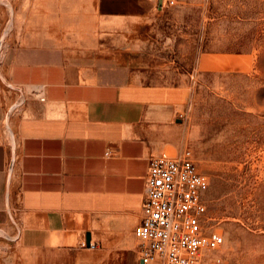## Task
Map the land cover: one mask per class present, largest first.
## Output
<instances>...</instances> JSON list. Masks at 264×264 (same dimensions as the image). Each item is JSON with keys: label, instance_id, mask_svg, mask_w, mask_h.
Masks as SVG:
<instances>
[{"label": "crops", "instance_id": "obj_1", "mask_svg": "<svg viewBox=\"0 0 264 264\" xmlns=\"http://www.w3.org/2000/svg\"><path fill=\"white\" fill-rule=\"evenodd\" d=\"M169 1L11 0L8 32L0 13V264H142L149 160L176 145L189 88L107 80L80 62L91 31ZM15 84H42L45 99L13 113Z\"/></svg>", "mask_w": 264, "mask_h": 264}, {"label": "rangeland", "instance_id": "obj_2", "mask_svg": "<svg viewBox=\"0 0 264 264\" xmlns=\"http://www.w3.org/2000/svg\"><path fill=\"white\" fill-rule=\"evenodd\" d=\"M170 1L144 20L91 31L80 63L107 80L189 88L166 151L189 149L210 182L222 264H264V0ZM12 6L0 0L5 32ZM208 55L221 56L212 69L200 66Z\"/></svg>", "mask_w": 264, "mask_h": 264}, {"label": "built area", "instance_id": "obj_3", "mask_svg": "<svg viewBox=\"0 0 264 264\" xmlns=\"http://www.w3.org/2000/svg\"><path fill=\"white\" fill-rule=\"evenodd\" d=\"M11 87L17 97L13 113L29 98L44 100L46 96L42 84ZM209 188L189 149L150 158L142 219L135 230L141 240L142 264H222L219 252L225 236L212 224Z\"/></svg>", "mask_w": 264, "mask_h": 264}, {"label": "water", "instance_id": "obj_4", "mask_svg": "<svg viewBox=\"0 0 264 264\" xmlns=\"http://www.w3.org/2000/svg\"><path fill=\"white\" fill-rule=\"evenodd\" d=\"M90 239V237H88V240Z\"/></svg>", "mask_w": 264, "mask_h": 264}]
</instances>
